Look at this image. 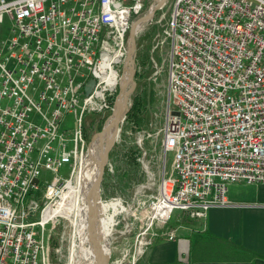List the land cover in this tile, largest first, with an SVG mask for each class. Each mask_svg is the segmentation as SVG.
Wrapping results in <instances>:
<instances>
[{
    "label": "built area",
    "instance_id": "2783aa9c",
    "mask_svg": "<svg viewBox=\"0 0 264 264\" xmlns=\"http://www.w3.org/2000/svg\"><path fill=\"white\" fill-rule=\"evenodd\" d=\"M154 1L0 0V264H46L37 226L81 168L83 113L104 106L129 20ZM165 33L173 109L162 150L172 156L149 213L201 221L241 205L226 199L229 184L264 183V0H175ZM68 114L73 126L61 127Z\"/></svg>",
    "mask_w": 264,
    "mask_h": 264
},
{
    "label": "rangeland",
    "instance_id": "374dc122",
    "mask_svg": "<svg viewBox=\"0 0 264 264\" xmlns=\"http://www.w3.org/2000/svg\"><path fill=\"white\" fill-rule=\"evenodd\" d=\"M174 1L164 0L161 8L143 20L135 35L134 85L126 95V111L117 125L115 139L106 151L99 185V199L104 212V234L110 251L108 264H134L153 241L159 239L160 232L177 224L185 226L194 224L193 220L177 210L173 211L164 224H159L149 213V205L155 201L160 187L161 175L169 173L172 156L171 151L163 153L161 128L168 112L173 109L166 89L169 40L165 32ZM149 2L155 3L154 0ZM148 6L147 4L137 14L145 12ZM137 14L131 16L128 29ZM5 25L4 22L0 24L1 36L7 34ZM128 29L121 48L122 57L112 67L116 72L115 80L104 91L103 99L97 103L98 105L104 102V106L85 111L80 121L85 149L90 135L102 126L111 113L119 77L122 76L127 57ZM116 48L113 46L111 53ZM135 100L139 102L135 118H132V114L127 117L132 101ZM63 120L61 127L73 126L74 121L70 114L65 115ZM58 174L61 178H66L68 167L62 166ZM41 176L48 179L51 174L43 171ZM73 179L74 177L71 182ZM253 188L254 186L247 184L235 185L232 190L228 188L227 194L231 191L235 197L227 200L230 202L239 200L248 189ZM72 192L73 188L69 197L72 211L67 204L65 216L50 217L42 226H37L46 253V264H69L71 235L77 236V233L73 232V224L76 226L74 214L77 199ZM153 232L156 234L155 237L152 235Z\"/></svg>",
    "mask_w": 264,
    "mask_h": 264
},
{
    "label": "crops",
    "instance_id": "0c3cea01",
    "mask_svg": "<svg viewBox=\"0 0 264 264\" xmlns=\"http://www.w3.org/2000/svg\"><path fill=\"white\" fill-rule=\"evenodd\" d=\"M240 184L226 187V199L235 197L227 189ZM247 185L254 188L231 201L241 205L207 209L174 240L153 241L134 264H264V185Z\"/></svg>",
    "mask_w": 264,
    "mask_h": 264
},
{
    "label": "water",
    "instance_id": "95a60500",
    "mask_svg": "<svg viewBox=\"0 0 264 264\" xmlns=\"http://www.w3.org/2000/svg\"><path fill=\"white\" fill-rule=\"evenodd\" d=\"M164 0H158L156 4L148 8L145 12L137 14L128 29L126 38V60L125 63H129L130 66V78L126 81H119L118 89L114 96L113 106L110 115L106 118L102 126L95 130L89 137V141L86 145V155L80 168L81 174V193L83 195V207L80 206L78 214L76 216V229H77V240L84 239L87 242L88 248L90 249V264H108L109 260V248L107 241L105 240V234L100 231V220L102 212L100 210V199H99V185L102 174L103 165L105 162V155L107 149L113 143L117 125L122 118L125 110L126 95L134 85L135 76V50H134V39L137 32L138 22L142 18L149 17L152 13L160 7ZM125 66L123 67V70ZM93 79L90 78L84 85V92L87 94L90 92L93 86ZM129 88L127 89V87ZM113 116V121L109 122L108 118ZM112 129L114 138L110 146L105 150L104 154H101L96 159V137L101 132ZM96 163V164H95ZM36 179L33 180V183ZM83 240V241H84Z\"/></svg>",
    "mask_w": 264,
    "mask_h": 264
},
{
    "label": "bare ground",
    "instance_id": "6f19581e",
    "mask_svg": "<svg viewBox=\"0 0 264 264\" xmlns=\"http://www.w3.org/2000/svg\"><path fill=\"white\" fill-rule=\"evenodd\" d=\"M144 19L145 18H142L140 22H138V25H137L138 28ZM124 66H125V69L123 70L122 76L119 77V81L121 82L126 81L127 78L128 79L130 78L129 63L124 64ZM104 81L108 85L112 83L107 78H105ZM113 119H114L113 116H110L108 118V121L111 122L113 121ZM111 132H112V129H107L101 132L100 134H98V136L96 137V146H97L96 152H98V154L96 153V159L100 155V153L104 154L105 150L112 143L114 135ZM80 181H81V174H80V169H79V171L75 173L74 179L72 180V182L70 180L66 183L65 190L64 192H62V195H61V200L54 207L52 206L47 207L44 211V216L42 217V219H44V217L47 218L48 216L50 217V216H55V215L65 216V214L67 213V204H69V207L72 211V203L69 200L72 188H73L72 194H75L76 195L75 197L77 199V205H76L77 208L74 214V216L76 217L80 206L83 207V195L81 193ZM71 183H74V185H72ZM100 204H101V201H100ZM100 210L102 212L101 220H100V231L104 235L105 222H104V212H103V208H101V205H100ZM74 231L77 233L76 226H74L73 224V232ZM86 244L87 242L85 240L84 241L77 240V236L71 235L70 252H68L69 253V256H68L69 264H90V259H91L90 249L88 248V245Z\"/></svg>",
    "mask_w": 264,
    "mask_h": 264
},
{
    "label": "trees",
    "instance_id": "16d2710c",
    "mask_svg": "<svg viewBox=\"0 0 264 264\" xmlns=\"http://www.w3.org/2000/svg\"><path fill=\"white\" fill-rule=\"evenodd\" d=\"M139 108V102L138 100L132 101V104L130 106V112L127 114V117H129L131 114L132 118H135V113L137 112ZM252 256H254L253 254H251Z\"/></svg>",
    "mask_w": 264,
    "mask_h": 264
}]
</instances>
